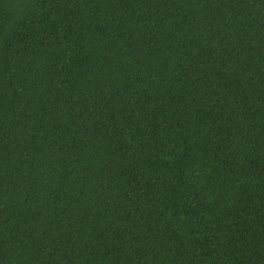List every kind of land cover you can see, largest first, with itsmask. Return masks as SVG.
<instances>
[{"label": "trees", "instance_id": "trees-1", "mask_svg": "<svg viewBox=\"0 0 264 264\" xmlns=\"http://www.w3.org/2000/svg\"><path fill=\"white\" fill-rule=\"evenodd\" d=\"M0 264H264V0H0Z\"/></svg>", "mask_w": 264, "mask_h": 264}]
</instances>
